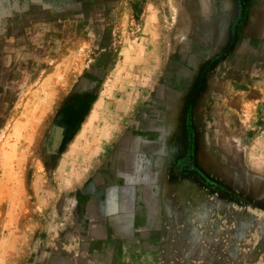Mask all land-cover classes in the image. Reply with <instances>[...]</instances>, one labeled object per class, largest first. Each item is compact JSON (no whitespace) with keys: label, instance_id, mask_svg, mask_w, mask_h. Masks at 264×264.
Wrapping results in <instances>:
<instances>
[{"label":"rangeland","instance_id":"rangeland-1","mask_svg":"<svg viewBox=\"0 0 264 264\" xmlns=\"http://www.w3.org/2000/svg\"><path fill=\"white\" fill-rule=\"evenodd\" d=\"M0 264H264V0H0Z\"/></svg>","mask_w":264,"mask_h":264}]
</instances>
